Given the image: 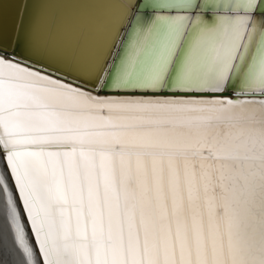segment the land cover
Listing matches in <instances>:
<instances>
[{"label":"snow or ice","instance_id":"obj_1","mask_svg":"<svg viewBox=\"0 0 264 264\" xmlns=\"http://www.w3.org/2000/svg\"><path fill=\"white\" fill-rule=\"evenodd\" d=\"M28 9L11 32L0 13V157L19 204L0 182L25 264H264V0H127L116 54L119 28L66 54L46 6L26 26ZM21 45L65 67L27 66Z\"/></svg>","mask_w":264,"mask_h":264},{"label":"water","instance_id":"obj_2","mask_svg":"<svg viewBox=\"0 0 264 264\" xmlns=\"http://www.w3.org/2000/svg\"><path fill=\"white\" fill-rule=\"evenodd\" d=\"M111 4L114 5L117 9H121V5L126 4L127 0H108ZM25 2V0H3L2 9H0V13L3 15L4 23L9 32L12 30V26L16 21V13L17 10L20 8L21 3ZM29 5V15L25 16V25L27 26L30 22V14L35 10L37 5L43 4L48 6L53 0H26ZM43 26L46 28L47 22H42ZM51 24V23H50ZM115 28H119L121 36L117 40V46L113 48V53L116 54L119 51V46L122 44L123 40L125 39L124 33L127 31V25L125 27L120 28V18L116 20L114 24V28H111L110 34L114 31ZM87 29V30H86ZM92 32L91 28H85L83 35H89ZM109 34V35H110ZM82 34H80V37ZM54 45L60 43V40L55 37ZM76 42V41H75ZM111 43V41H109ZM12 49H9V53H11ZM16 51L21 53L19 59L21 62L25 63L27 66L34 67V68H47L49 64L52 65V68L48 69V72L54 73L57 68H64L65 64L62 60H54L46 56H32L31 60H27L26 57L30 54L27 50L23 47V45L16 47ZM107 51V48L105 49ZM64 75L63 73L57 74L54 78H58L59 76ZM74 77H68L65 82H70ZM100 96H114L120 98H156L157 96L161 98H183V99H210L211 94L208 93H199V92H162V93H151V92H99L97 93ZM225 95L231 96L232 92L229 91L225 93ZM0 173L3 175L4 181H6L9 187L13 191L14 198L17 199V203L19 204V200L16 197V190L13 186V179L9 174L5 163L0 157ZM2 186L0 192V264H25V257L22 255L21 250L18 248L15 239H14V232L10 225V219L8 215V207L6 204V193L3 189V184L0 182ZM21 219L25 225V228H28V221L26 216L24 215L23 209L21 208ZM28 239L32 243L33 247H35V240L33 239L31 230L28 229Z\"/></svg>","mask_w":264,"mask_h":264},{"label":"bare ground","instance_id":"obj_3","mask_svg":"<svg viewBox=\"0 0 264 264\" xmlns=\"http://www.w3.org/2000/svg\"><path fill=\"white\" fill-rule=\"evenodd\" d=\"M120 16L121 9L114 7L108 0H53L48 4L42 22L49 25L46 30L53 42L55 37L60 40L56 47L71 54L79 48L97 44L107 38ZM85 28L92 30L88 36L83 35Z\"/></svg>","mask_w":264,"mask_h":264}]
</instances>
